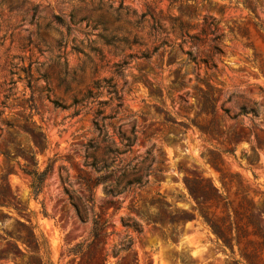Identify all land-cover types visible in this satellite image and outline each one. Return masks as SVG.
I'll return each mask as SVG.
<instances>
[{"label":"rangeland","instance_id":"374dc122","mask_svg":"<svg viewBox=\"0 0 264 264\" xmlns=\"http://www.w3.org/2000/svg\"><path fill=\"white\" fill-rule=\"evenodd\" d=\"M103 79L122 109L94 89ZM89 90L95 100L71 106ZM99 101L117 143L136 118L137 143L120 157L149 173L115 196L80 178H96L92 156L107 159L92 123ZM255 104L259 116L239 115ZM34 160L50 166L38 196L23 170ZM211 183L231 211L244 207L264 247V0H0V264H244L204 218L223 214ZM96 215L109 220L104 235L75 254Z\"/></svg>","mask_w":264,"mask_h":264},{"label":"trees","instance_id":"16d2710c","mask_svg":"<svg viewBox=\"0 0 264 264\" xmlns=\"http://www.w3.org/2000/svg\"><path fill=\"white\" fill-rule=\"evenodd\" d=\"M209 29L215 33L217 29V23L215 20L208 21L204 20V30ZM223 35H216L214 40L219 41ZM218 48V47H216ZM120 66V65H119ZM102 88H107L110 93L114 94V98L117 101L115 109L116 111L122 109L123 107V97L117 89L116 84L112 82V79H103L102 81H97L95 83L94 89L100 90ZM98 97V92H94L93 90H89L87 94H85L81 99L75 100L71 106H86L91 99H96ZM107 102L99 101V107L93 112L92 123L95 130L98 132L97 137L101 139L104 143H106L104 149L105 154L107 155V159H101L98 161L95 157L92 156V161L89 163H85L87 167L92 168L97 173L96 178L86 179L85 177L80 176L83 180L84 185L87 187L89 191L93 188L103 185V189L106 195H117L119 193L125 192L129 187L135 186H143L146 181H144V176H148L149 173L142 174L141 164L143 160H138L136 157L128 160L127 158H121L120 156H126L127 154L132 152L133 146L137 143V120L134 118L130 121L131 129L128 131L119 130V143H117L112 137L109 135L107 131V127L109 125L108 121L111 120L114 116L106 115L103 109ZM213 104V103H212ZM225 113H228V109H224ZM80 110H75V113H79ZM206 111L201 110L198 116H201ZM251 114L253 117H257L260 115V110L258 106L255 104L253 107H247L243 105L240 108L239 115H248ZM212 115L216 116V107L212 105ZM112 126V125H111ZM204 133L209 134L211 136L217 135L222 132L221 129H218L217 133L210 129L207 125H197ZM88 148L90 150H96L98 148L97 143L95 141H90L88 144ZM86 157H90L88 152ZM118 161V164L116 162ZM151 165H149L144 170H149ZM26 174L31 176L32 183V193L35 196H38L42 189L47 174L49 173L50 166L48 165L44 170H40L37 166V161L33 162L32 168H24L23 169ZM119 173L118 176H115L116 173ZM131 177V178H130ZM113 180V181H111ZM221 182L223 187H227L229 182L227 181L226 175L222 173ZM124 184L121 186V184ZM121 188L119 190H115L114 187ZM188 189L195 194V196H199V193L190 187L189 183H187ZM210 190L212 192L211 200H213V204L215 208H219V204L222 202V215L210 217L208 214L204 215L205 220L210 225L213 233L216 237L222 242L224 247H229L230 249H234V245L236 244L239 248L240 255L244 260V264H264V260L262 259V255L264 253V247L262 242L257 239H252L253 236H260L255 231L250 232L247 229L246 223H243V218L245 215V209L240 206V208L233 209L231 211L230 202L227 200L226 196H223L219 189L211 183ZM205 203L199 202V205L202 207ZM76 212L79 218L82 219L79 208L75 206ZM243 209V210H242ZM247 210V209H246ZM109 220L106 219L101 221L99 215L93 219V226L91 231L92 241L89 243H80L75 248H73V252L75 254L82 253L85 248L88 247L91 243L99 242L101 237L104 235L103 231L108 224ZM235 224V226H234ZM134 228L137 231H141L140 226L136 223ZM233 233H235L233 235ZM32 236H35L33 232H30ZM13 238L11 235H9ZM21 240L23 244H25L29 248V241L26 239H15V243L18 247L17 242ZM245 244V245H244ZM244 245V246H242ZM247 245L252 246L253 250L248 251ZM127 247H130L127 246ZM19 249V247H18ZM25 256L24 253H21L19 258H23ZM39 264H43V261L40 260Z\"/></svg>","mask_w":264,"mask_h":264}]
</instances>
